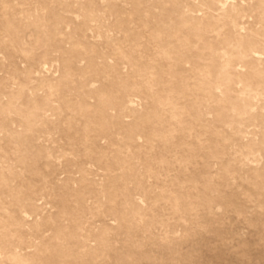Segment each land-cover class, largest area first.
I'll list each match as a JSON object with an SVG mask.
<instances>
[{"label": "rangeland", "instance_id": "obj_1", "mask_svg": "<svg viewBox=\"0 0 264 264\" xmlns=\"http://www.w3.org/2000/svg\"><path fill=\"white\" fill-rule=\"evenodd\" d=\"M0 264H264V0H0Z\"/></svg>", "mask_w": 264, "mask_h": 264}]
</instances>
